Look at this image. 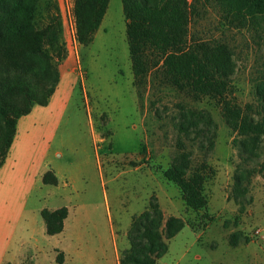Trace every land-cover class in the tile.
Instances as JSON below:
<instances>
[{"label":"rangeland","instance_id":"rangeland-1","mask_svg":"<svg viewBox=\"0 0 264 264\" xmlns=\"http://www.w3.org/2000/svg\"><path fill=\"white\" fill-rule=\"evenodd\" d=\"M73 1L56 0L65 59L78 74L56 134L61 156L53 157L55 167L74 177L65 203L75 208L63 240L59 238L65 243L64 264H115V254L120 258L129 247L132 217L151 199L164 223L176 218L183 226L165 240L167 251L155 264H264V152L241 160L235 135L214 101L194 102L162 85L153 73L142 87L133 84L121 0L109 1L92 42L80 46L74 39ZM196 10L190 35L228 43L235 62L231 97L240 105L253 101L252 80L264 70V39L251 30L228 28L211 7L197 4ZM181 108L207 112L214 125L206 127L205 135L179 133ZM179 140L191 166L205 163L211 170L204 185L207 205L199 211L186 208L178 188L162 175L177 154ZM240 166L254 172L243 183L245 192L236 197L233 177ZM30 226L32 244L43 227L40 214ZM60 254L45 264H57Z\"/></svg>","mask_w":264,"mask_h":264},{"label":"trees","instance_id":"trees-1","mask_svg":"<svg viewBox=\"0 0 264 264\" xmlns=\"http://www.w3.org/2000/svg\"><path fill=\"white\" fill-rule=\"evenodd\" d=\"M110 0H74V39L88 46L99 29ZM125 19L133 84H146L151 73L162 85L198 102L204 98L218 106L226 127L235 135L240 158L250 161L264 152V70L252 80L253 101L240 105L231 97L235 72L233 51L220 39L201 40L189 33L196 6L211 7L230 29H247L264 39V0H121ZM61 13L56 0H0V166L12 143L17 120L34 105L45 106L59 81L57 63L66 58ZM154 75V77H155ZM204 125L205 129L200 126ZM213 124L205 111L181 108L178 132L205 135ZM212 128V127H211ZM177 154L162 175L174 184L186 208L206 207L204 185L210 168L191 166L190 154L177 143ZM264 169V164H262ZM233 177L236 197L245 192L252 169L237 167ZM43 184L56 185L51 171ZM40 217L49 236L59 234L67 208L42 209ZM179 219L163 222V214L151 199L133 216L127 233L129 247L118 264H155L167 251V243L181 228ZM55 262L62 264V254Z\"/></svg>","mask_w":264,"mask_h":264},{"label":"crops","instance_id":"crops-1","mask_svg":"<svg viewBox=\"0 0 264 264\" xmlns=\"http://www.w3.org/2000/svg\"><path fill=\"white\" fill-rule=\"evenodd\" d=\"M58 74L59 81L47 105H34L17 120L12 143L0 166V264L51 263L57 252L63 255L62 264L65 262L66 250L62 245L65 243L59 238L63 240L71 208H75L65 203L74 177L55 167L53 157L61 156L59 146L55 145L56 134L74 96L78 74L68 59L59 65ZM47 171L55 176L56 185L43 184L42 177ZM61 207L67 208L62 231L49 236L43 223L39 239L31 244L30 224L35 214L42 209ZM74 238L79 241L76 235ZM118 259L117 252L115 264Z\"/></svg>","mask_w":264,"mask_h":264},{"label":"built area","instance_id":"built-area-1","mask_svg":"<svg viewBox=\"0 0 264 264\" xmlns=\"http://www.w3.org/2000/svg\"><path fill=\"white\" fill-rule=\"evenodd\" d=\"M256 233H258V230L256 231Z\"/></svg>","mask_w":264,"mask_h":264}]
</instances>
